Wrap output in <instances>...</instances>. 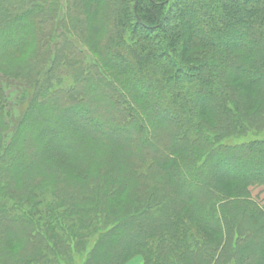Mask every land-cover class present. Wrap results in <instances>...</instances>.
I'll return each instance as SVG.
<instances>
[{"label":"trees","instance_id":"obj_1","mask_svg":"<svg viewBox=\"0 0 264 264\" xmlns=\"http://www.w3.org/2000/svg\"><path fill=\"white\" fill-rule=\"evenodd\" d=\"M262 133L264 0H0V264H264Z\"/></svg>","mask_w":264,"mask_h":264},{"label":"rangeland","instance_id":"obj_2","mask_svg":"<svg viewBox=\"0 0 264 264\" xmlns=\"http://www.w3.org/2000/svg\"><path fill=\"white\" fill-rule=\"evenodd\" d=\"M10 41V39H8L5 43H7V42H9ZM258 78H261L260 76L258 77ZM45 112H47V111H45ZM69 122H70V119H69ZM68 122V123H69ZM98 127V126H100L98 123H94V122H91V128H94V127ZM101 127V126H100ZM43 127H38L37 129H36V132L38 131V130H41ZM49 131H54V129L55 128H53V127H49V128H47ZM68 136H69V134H67ZM252 137H254V136H248V137H246V138H240V139H230V140H228V141H226L227 143H234V142H241V141H245V140H248L249 138H252ZM259 137H264V133H262L261 135H259ZM116 135H112L111 136V139L112 140H116ZM261 188H259V187H257V188H254L253 189V195L254 196H259V198H262V200H264V193L263 192H261V190H260ZM263 204H264V202H263ZM264 207V206H263ZM77 261H79V262H82V260H77ZM79 264H81V263H79ZM125 264H144V259H143V256L142 255H140V254H138V255H136V256H134V257H131Z\"/></svg>","mask_w":264,"mask_h":264},{"label":"crops","instance_id":"obj_3","mask_svg":"<svg viewBox=\"0 0 264 264\" xmlns=\"http://www.w3.org/2000/svg\"><path fill=\"white\" fill-rule=\"evenodd\" d=\"M264 205V204H263Z\"/></svg>","mask_w":264,"mask_h":264}]
</instances>
